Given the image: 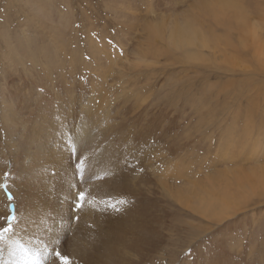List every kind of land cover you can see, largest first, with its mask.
<instances>
[{"label":"rangeland","instance_id":"1","mask_svg":"<svg viewBox=\"0 0 264 264\" xmlns=\"http://www.w3.org/2000/svg\"><path fill=\"white\" fill-rule=\"evenodd\" d=\"M0 41L2 53L22 50L24 58L36 56L34 63L53 64L51 82L69 73L67 62L73 60L63 53H75L77 63L94 66L90 73L96 78L105 74L99 81L105 76L117 81L116 96L147 98L146 112L157 118L152 128L165 133V152L159 153L191 163L185 179L200 187L192 182L186 190L192 194H184L179 204L172 194L157 203L153 215L157 221L166 216L170 241L150 264H264V126H259L264 124V0H0ZM53 44L61 50L57 61L53 51L60 50ZM124 48L130 62L120 70L116 60ZM91 49L104 52L106 59L90 61ZM11 62L17 71L0 74V98L9 85H31L32 75L44 78L37 64L30 76L25 74L33 65L28 59ZM154 158L144 165L158 166ZM138 164L136 157L133 167ZM113 191L95 202L104 226L136 202L133 194ZM192 195L201 203L200 214L187 207ZM223 197L232 204L228 212L218 209L215 219L210 207L224 203ZM118 200L127 203L109 206Z\"/></svg>","mask_w":264,"mask_h":264},{"label":"bare ground","instance_id":"2","mask_svg":"<svg viewBox=\"0 0 264 264\" xmlns=\"http://www.w3.org/2000/svg\"><path fill=\"white\" fill-rule=\"evenodd\" d=\"M39 11L45 12L41 5ZM62 39L59 38L57 44ZM53 47L60 50L55 44ZM123 50L122 58L117 56V60L121 58L120 61L114 57L120 70H125L123 65L130 62L127 50ZM46 52L43 55L49 58L52 53ZM60 52L53 51L56 61ZM87 52L91 56L89 60L94 62L96 59V64L106 59L104 52L95 53L93 49ZM12 53V49L5 53L0 51V74H8L6 69L17 71L11 61L23 58L33 64L24 70L26 75L29 71L30 76L36 69L34 64H37L40 69L37 71L44 73V78L37 72L38 81L32 75L31 85V82L25 81L9 85L5 87V96L0 98V216H3L0 226H6L4 220L10 214L8 206L13 204L17 220L13 231L6 235L19 246L13 255L12 248L0 243V249H3L0 264H14L12 256L26 254L24 250L28 254H38L42 264H60L53 256V249L67 255L71 264H150L155 254H164L170 241L165 233L168 229L166 216L159 211L163 217L156 215L160 219L157 221L153 215L158 208L157 203L172 194L174 196L170 198H176L179 204L178 200L181 201L182 196L189 193L186 191L190 190L188 186L193 184V187L195 183L200 187L196 181L185 179L191 163L183 158L172 161V156L168 158L159 153L165 133L152 128L157 118L150 115L149 109L146 112L147 98L131 100L116 96L118 86L113 82L117 81L108 76H105L104 82L99 81L98 78L105 74L101 72L96 78V74L90 73L94 66L75 61L79 55L63 53L65 58L69 57L66 59L73 60L67 62L69 73L66 76L59 74V81L51 82L52 75L48 72L54 70L53 64L41 66L34 63L36 56L24 58L22 50ZM85 71L90 73L88 79L85 74L89 73ZM46 72L49 76H45ZM72 76L78 79L74 77L69 80ZM93 76L95 78L91 79ZM38 82L42 85H38ZM24 85H28L23 91H28L25 96L23 93L20 95ZM33 87L37 94L31 91ZM32 93L33 96H30ZM23 96L25 98H20ZM159 133L160 139L156 138ZM153 156L158 166L144 165ZM136 157L141 158V164L134 168ZM258 157L260 159L261 156ZM79 163L84 169L82 180H77L75 174ZM140 166L142 169H139ZM3 187L11 192V201L5 199ZM110 189L115 194L119 191L126 196L133 194L136 202L123 209L120 215L114 213L115 221L104 226L96 216L95 202L97 197L110 196ZM81 191L85 192L86 199L83 207L74 212L71 203ZM195 198L192 195L186 199L189 200L187 207L200 214L202 208L197 203H201ZM221 199L224 203H220ZM221 199L220 204L215 202L210 207V216L215 219L218 218V209L224 208L222 210L228 212L232 204L228 198ZM86 200H91L93 204H87ZM180 204L183 207L184 204Z\"/></svg>","mask_w":264,"mask_h":264},{"label":"snow or ice","instance_id":"3","mask_svg":"<svg viewBox=\"0 0 264 264\" xmlns=\"http://www.w3.org/2000/svg\"><path fill=\"white\" fill-rule=\"evenodd\" d=\"M12 199H13V197L11 196V194H9L8 200L11 201ZM77 199L79 202L76 204V207L78 209L82 208L83 202L86 199L85 192L81 191L78 194ZM87 202L92 203V201H90V200ZM125 203H127V201L118 200L115 203L109 204V206L115 208L117 204H125ZM16 220H17V217L15 215H8L5 218V223L7 226H0V243L6 244V245H8L9 248H12L13 252L11 254H13V255L15 254L14 250L19 246L15 241H10L7 238L6 234L13 231V225H14ZM2 251H3V249H0V252H2ZM24 251L27 255V250H24ZM53 256L60 261V264H71L70 258L67 255H63L61 253V251H59V250L53 249ZM28 260L30 261V264H42V261H41L39 255L36 253L31 254V256L28 257Z\"/></svg>","mask_w":264,"mask_h":264},{"label":"water","instance_id":"4","mask_svg":"<svg viewBox=\"0 0 264 264\" xmlns=\"http://www.w3.org/2000/svg\"><path fill=\"white\" fill-rule=\"evenodd\" d=\"M8 210H9V212H10L9 215H14L13 204H10V205L8 206Z\"/></svg>","mask_w":264,"mask_h":264}]
</instances>
